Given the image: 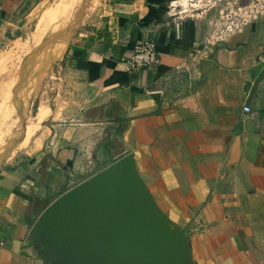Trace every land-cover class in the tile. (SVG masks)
Segmentation results:
<instances>
[{
	"label": "crops",
	"instance_id": "1",
	"mask_svg": "<svg viewBox=\"0 0 264 264\" xmlns=\"http://www.w3.org/2000/svg\"><path fill=\"white\" fill-rule=\"evenodd\" d=\"M175 1L99 0L66 38L42 78L52 69L51 111L39 105L31 138L18 146L25 149L0 166V264H55L31 235L36 218L73 187L64 188L67 175L97 172L127 153L166 218L188 226L191 264H264V76L246 102L264 67L263 45L248 27L207 42L198 15ZM2 4L0 52L35 23L41 0ZM55 8L45 6L35 39L52 32ZM148 36L158 65L127 72L121 59ZM22 66L0 84L1 120H17L31 92Z\"/></svg>",
	"mask_w": 264,
	"mask_h": 264
},
{
	"label": "water",
	"instance_id": "2",
	"mask_svg": "<svg viewBox=\"0 0 264 264\" xmlns=\"http://www.w3.org/2000/svg\"><path fill=\"white\" fill-rule=\"evenodd\" d=\"M187 227L166 218L127 153L50 202L31 235L55 264H191Z\"/></svg>",
	"mask_w": 264,
	"mask_h": 264
},
{
	"label": "rangeland",
	"instance_id": "3",
	"mask_svg": "<svg viewBox=\"0 0 264 264\" xmlns=\"http://www.w3.org/2000/svg\"><path fill=\"white\" fill-rule=\"evenodd\" d=\"M263 1L264 0H259L258 2H256V0H189L186 3H178L175 5L182 7L186 15L194 17L198 15L199 26L201 25L202 30H205L207 35L214 31L216 22H218L220 27L224 24L226 20L225 14L231 16L234 12L241 14L242 11H245L246 15L250 16L247 23L241 26V31L247 29V27L251 28L253 30L252 34L256 36L258 42L263 45L262 50L264 52V5H261ZM237 4L238 6L242 4L246 6V8L239 10L236 8ZM46 5L50 7L56 6L55 11H52L55 16L51 17V20H54L51 21L50 24V31L52 32L46 35V37H42L45 33V29L43 32H40L39 37L35 39L37 34L36 28L40 20L39 18ZM99 5V0H41V4L33 11L30 17V21L32 22L34 20L35 23H29L28 28L25 30V34L17 38L10 46L4 48L2 52H0V56L3 58L2 62H0L3 69L0 75V84L11 79L16 69L22 64L25 74L22 76L21 80H24L27 74L29 75L27 79L30 85L27 87V91L29 89L31 91L30 94L28 93L29 95H25V100L23 101L25 103L22 104L23 106L19 105V111L15 113L17 120L5 121L4 119H0V166L3 163L13 162L16 154L25 149V147L19 148L18 146L25 145L26 141L31 138L33 134L32 123L35 122L34 114L38 111L39 105L43 104L51 111L52 106L48 105L47 100L48 96L53 94V90L49 88V84L53 79L49 76L52 69L50 68L51 70L48 75L45 76L44 81L42 78L49 70L48 67L51 63L59 59L53 58L52 51L49 50L53 42L61 40L66 41V38L70 39V36H73L75 29L82 22L85 12L94 10ZM260 5L261 8L259 7ZM254 9L261 10V14L254 12ZM229 10H231V12H229ZM227 23L228 20L225 24ZM53 52L56 53V50L53 49ZM47 57L50 59L47 60ZM6 91L10 101L13 100L15 102L17 100L15 88H8ZM3 105L4 103H0V113ZM53 123H55L53 120L41 123L36 133L39 130L46 129L47 126ZM17 132L19 134L18 137L16 136ZM8 141H10V143ZM6 147L9 148L6 149ZM12 148L17 149L14 150V152H10ZM6 153L12 156L6 161L1 162L2 159L6 158ZM47 165L48 163L46 162V164L42 166L44 176L46 175L45 169H47ZM61 170L65 171L66 169ZM95 170L97 169L93 168L92 170V168H87L83 172H72V174L67 175L64 188L76 186L82 182V180L93 175L94 172H96Z\"/></svg>",
	"mask_w": 264,
	"mask_h": 264
},
{
	"label": "built area",
	"instance_id": "4",
	"mask_svg": "<svg viewBox=\"0 0 264 264\" xmlns=\"http://www.w3.org/2000/svg\"><path fill=\"white\" fill-rule=\"evenodd\" d=\"M259 0H256L258 2ZM264 5V1L261 4ZM261 5L259 6L261 8ZM2 0H0V18L2 15ZM248 6V5H247ZM253 6V5H251ZM237 9L241 10L246 8V6H241L237 4ZM231 12V10H229ZM254 12L261 14V10L254 9ZM250 15H246L245 11H242L241 14L232 13L230 16L229 14H225L226 21L228 20L227 24H223L221 27L216 22L214 27V31L210 32L207 35L206 41L207 42H221L226 41L229 37L234 35L235 33L241 32V26L245 25L249 19ZM121 62L127 72L131 71H144L148 69H154L155 66L159 63V52L157 51V43L154 36L144 37L137 41L133 48V52L129 53V55L124 56L121 59ZM243 111L251 112V109L248 105L243 106Z\"/></svg>",
	"mask_w": 264,
	"mask_h": 264
},
{
	"label": "bare ground",
	"instance_id": "5",
	"mask_svg": "<svg viewBox=\"0 0 264 264\" xmlns=\"http://www.w3.org/2000/svg\"><path fill=\"white\" fill-rule=\"evenodd\" d=\"M187 1H189V0H180V1H175L174 3L175 4H177V3H180V2H184V3H186ZM66 42H67V40L66 41H64V40H61V41H58V42H53V45H52V47L49 49V50H51L52 51V57L53 58H62V56H63V52H64V49H65V45H66ZM67 47V46H66ZM53 49H55L56 50V53H54L53 52ZM62 55V56H61ZM60 58V59H61ZM59 59V60H60ZM58 61V60H57ZM11 139V138H10ZM12 140V139H11ZM10 140V141H11ZM10 141H8L9 143H10ZM13 141V140H12ZM11 141V142H12ZM4 147H5V145H4ZM12 151H10V152H14V150H16V148H12L11 149ZM6 155H8L7 153H6ZM7 159H9V157H6V158H4V159H2L1 160V162H3V161H6Z\"/></svg>",
	"mask_w": 264,
	"mask_h": 264
},
{
	"label": "trees",
	"instance_id": "6",
	"mask_svg": "<svg viewBox=\"0 0 264 264\" xmlns=\"http://www.w3.org/2000/svg\"><path fill=\"white\" fill-rule=\"evenodd\" d=\"M35 115H36V113L34 114V118H35Z\"/></svg>",
	"mask_w": 264,
	"mask_h": 264
}]
</instances>
